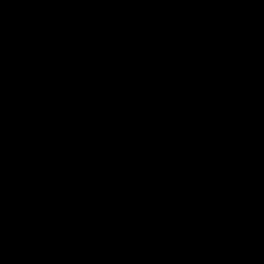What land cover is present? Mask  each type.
I'll list each match as a JSON object with an SVG mask.
<instances>
[{
  "label": "water",
  "instance_id": "95a60500",
  "mask_svg": "<svg viewBox=\"0 0 264 264\" xmlns=\"http://www.w3.org/2000/svg\"><path fill=\"white\" fill-rule=\"evenodd\" d=\"M0 264H264V0H0Z\"/></svg>",
  "mask_w": 264,
  "mask_h": 264
}]
</instances>
